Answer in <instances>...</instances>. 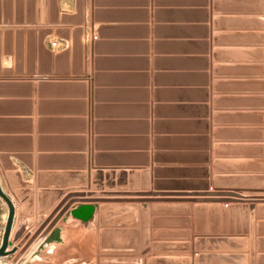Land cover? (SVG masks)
<instances>
[{"label": "crops", "instance_id": "obj_1", "mask_svg": "<svg viewBox=\"0 0 264 264\" xmlns=\"http://www.w3.org/2000/svg\"><path fill=\"white\" fill-rule=\"evenodd\" d=\"M211 1L0 0V183L31 236L74 200L21 264H264V202L207 208L198 234L196 203L155 201L264 195V17ZM95 168L102 191L156 192L148 252L141 202L69 219Z\"/></svg>", "mask_w": 264, "mask_h": 264}, {"label": "water", "instance_id": "obj_2", "mask_svg": "<svg viewBox=\"0 0 264 264\" xmlns=\"http://www.w3.org/2000/svg\"><path fill=\"white\" fill-rule=\"evenodd\" d=\"M57 0H54V3H56ZM77 3H80V0H77ZM42 31V30H41ZM44 33L47 32V29L43 30ZM42 31V32H43ZM36 33V31H35ZM70 41V39L66 38ZM70 45L68 44L67 48H69ZM36 69V67H35ZM36 71V70H35ZM51 83H57L51 81ZM58 84V83H57ZM84 95L86 93L84 92ZM83 95V96H84ZM82 115H85V110L83 111ZM81 120L84 124V130L86 127L87 120L85 117H81ZM77 138L81 139L83 142L82 145V156L85 160L87 158V138L86 136H83L80 134ZM99 156V154L96 153V157ZM85 162V161H84ZM98 163V162H97ZM85 166V165H84ZM101 174L100 169H96L91 171L93 183L92 186H96L97 179L96 177ZM84 179V178H83ZM77 195L82 196L83 198H80L79 202H82L83 204L73 208L70 211L69 219H77L81 220L86 225L90 224L95 220V212L97 207L93 204H87V202H147L149 200H144V198H139L137 196H144L143 193H137L134 194L132 192H122V191H108V192H100L97 188H94L92 191L88 192H80ZM184 199L181 201H193L196 203H199L197 208H205L207 203L210 204L211 208H219V203H228V206L226 204H223V211L226 212L228 209L231 211L233 210L232 203L234 202H247L251 201L254 203L255 201H261L264 202V196H257V197H245L237 192H230V191H212V192H200V193H182L180 194ZM0 197L5 201V203L8 206V216L6 219V224L4 226L3 235H2V241L0 244V257H9L12 254H14L18 247H22L21 250L14 256V258L9 262V264H21L33 251V249L41 242L43 237L50 231V229L57 223V221L64 215V213L69 209V207L72 205L74 200L69 201L62 209L61 206L63 202L57 207L54 208L47 219H45L41 226L37 228L36 232L31 236L32 227L34 225L31 223V221H28L23 218L22 216V210L16 209L15 204L13 200L8 195L7 191L2 187L0 183ZM68 196L65 198L67 199ZM46 207L45 205H41V209ZM240 208V206H238ZM30 211L29 206H27V212ZM40 221L42 220V216L38 218ZM239 230V228H238ZM231 233L234 232L232 227L229 230ZM204 232V231H202ZM211 233H218L219 230H211ZM224 233L227 232V230L224 228ZM143 236V233H142ZM38 238L37 241L35 239ZM207 239V238H206ZM203 238V240H206ZM217 239V238H216ZM211 240V239H207ZM35 241V242H34ZM16 243V246L11 247L12 244ZM146 248V246H145ZM106 252L105 248H101V252ZM146 252H148V244L146 248ZM104 255V254H103ZM202 256V255H201Z\"/></svg>", "mask_w": 264, "mask_h": 264}, {"label": "rangeland", "instance_id": "obj_3", "mask_svg": "<svg viewBox=\"0 0 264 264\" xmlns=\"http://www.w3.org/2000/svg\"><path fill=\"white\" fill-rule=\"evenodd\" d=\"M211 5H212V8L214 10V13L216 15H218V17L216 19L219 18V16L221 15H226L228 12L227 11H223L222 9H226V10H229V14L231 13H235L233 12L234 10H237V13H243L245 15H251V16H256V17H264V0H212L211 1ZM87 132V128L84 130L82 129V132L81 134L83 136H86L87 138V142H88V137L87 135L85 134ZM96 164H99V163H96ZM112 171H110L109 173H111ZM98 179H99V176H98ZM93 183V182H92ZM101 180H98V182L96 183V186H92V189L94 190V188H97L100 192H102V190L100 189L101 187ZM110 188H108V190H105L104 192H108V191H112V190H109ZM116 192V191H115ZM133 193V192H132ZM136 194V193H134ZM145 194L144 196V200H149L147 202H142L143 203L141 206H140V209H141V214H142V225L140 226V231L141 233H143L144 237H145V240H146V243L148 244V249H149V235H150V217H151V213H150V209L145 206L146 203L150 202L152 198L148 197L149 195H157L156 192H147V193H143ZM181 193H177V194H158V196H162V197H155V201H159V200H162V201H179V202H193V201H181L182 199H184L182 196H180ZM166 195H169V196H166ZM171 196V197H170ZM264 196V195H262ZM137 202H140V201H137ZM196 203V202H194ZM199 203H196L195 204V232L198 233V234H202V233H205L207 232L208 228L206 227L205 225V217H204V214H205V211L207 208H209L210 210H213V209H219L218 207L217 208H211L210 207V204L207 203V205L205 206V208H197L196 210V206H198ZM5 201L0 197V243L2 241V235H3V223H4V217H5ZM203 214V215H202ZM89 225V224H88ZM101 227H106L104 225H101ZM209 232L211 230H217V227L215 226H211L209 228ZM204 231V232H202ZM211 233V232H210ZM206 239L205 237L201 236V235H198L196 236V239H195V243H196V248H197V251H201V247L203 245V242L207 241L206 240H203ZM147 248V246H146ZM200 253V252H199ZM102 254H104V252L102 251ZM10 258V257H8ZM200 258H202L201 254H199L198 256H196V260H199ZM9 262V261H8Z\"/></svg>", "mask_w": 264, "mask_h": 264}, {"label": "bare ground", "instance_id": "obj_4", "mask_svg": "<svg viewBox=\"0 0 264 264\" xmlns=\"http://www.w3.org/2000/svg\"><path fill=\"white\" fill-rule=\"evenodd\" d=\"M8 261H9V258L8 257H6V256L5 257H0V264H7Z\"/></svg>", "mask_w": 264, "mask_h": 264}, {"label": "built area", "instance_id": "obj_5", "mask_svg": "<svg viewBox=\"0 0 264 264\" xmlns=\"http://www.w3.org/2000/svg\"><path fill=\"white\" fill-rule=\"evenodd\" d=\"M94 38H97V36H96V35H94ZM56 44H57V42H56V41L52 42V46H56Z\"/></svg>", "mask_w": 264, "mask_h": 264}]
</instances>
